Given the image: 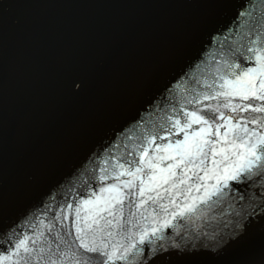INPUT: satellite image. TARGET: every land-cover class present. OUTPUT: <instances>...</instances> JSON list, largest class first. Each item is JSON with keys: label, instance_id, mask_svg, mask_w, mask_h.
<instances>
[{"label": "water", "instance_id": "obj_1", "mask_svg": "<svg viewBox=\"0 0 264 264\" xmlns=\"http://www.w3.org/2000/svg\"><path fill=\"white\" fill-rule=\"evenodd\" d=\"M257 54L264 55V0H0V264H50L49 256L58 264H147L144 253L157 251L162 254L155 264H264V176L228 181L240 192L216 207L223 224L213 233L201 224L206 212L173 218L205 191L189 181L168 196L164 190L178 183L184 165L167 184L164 170L176 161H153L155 173L145 167L153 156L173 155L155 149L184 139L175 121L183 127L188 113L208 120L213 132L224 123L223 113L231 125L255 133L249 144L264 136V112L252 110L264 107V100L217 96L231 91L220 85L234 80L241 66H256ZM236 105L245 110L232 111ZM208 125L185 131L191 136ZM227 127H220L219 137H206L219 140L217 151L224 149L199 170L214 169L206 178L209 189L224 169L244 163L239 154L246 149L233 147L241 143L237 131L223 139ZM239 135L247 138L242 130ZM143 149L148 156L141 161ZM137 167V188L123 186L133 179L127 174L116 180L120 171ZM142 183L164 199L145 200L138 211L134 205L144 198L134 193ZM113 184L119 193L104 191ZM104 209L114 211L119 223L106 226L100 217L113 216ZM85 217L100 219L88 232L89 245L95 239L103 252L124 253L125 259L108 261L79 247L77 229L92 223ZM145 231L149 236L140 243ZM21 240L31 259L23 250L25 259L13 255Z\"/></svg>", "mask_w": 264, "mask_h": 264}, {"label": "snow or ice", "instance_id": "obj_2", "mask_svg": "<svg viewBox=\"0 0 264 264\" xmlns=\"http://www.w3.org/2000/svg\"><path fill=\"white\" fill-rule=\"evenodd\" d=\"M249 51H252V49H249ZM256 59V66L255 67H248L247 70L241 66V71L235 74L234 80H225L223 84L220 85L221 88H229L231 91H226L223 93L218 92L217 96L224 95V96H239L242 100H248L250 97L258 100H264V55L257 54L255 56ZM259 78V79H258ZM258 85V86H257ZM208 97H205L207 99ZM212 99H215L216 97H211ZM225 107H228L229 105H224ZM239 109L240 111L245 110L244 108H241L240 105H236L235 107H232V111H237ZM217 112L219 111V108L215 109ZM253 111L255 112H264V107H253ZM220 119L224 121V123L218 127H216L215 132L212 131V126L208 125V120L204 119L200 115H196L194 112L187 114V119L185 120L183 127L180 126V120L175 121V126L179 128V132H184V139L175 142L174 144H168L165 147H160L157 145L155 151L156 152H164V153H173V155H164L160 157L153 156L149 160L146 161L145 167L153 169V172L155 173V170L158 168V163H154L153 161H156L157 159L159 162H163L164 160H173L176 161L174 164H169L166 166V169L164 170L166 172V176L164 178V184H167L169 182V179L172 177H177V172L175 169L180 168L181 165H184V168L181 170V173L178 177V183L173 182L172 186L168 189H165L164 191L167 192L169 197H173L174 194L172 192V188H176L179 190L180 185H188L189 181H192L195 190L199 192L201 188H204V195L199 198V202L197 204H189L185 207L181 208V210L178 213L174 214L175 216H179L181 218L185 216L192 217L193 214H196L197 218H200V213L206 212L207 215L201 218V224L204 229H206L209 232H216V228L219 226H222L223 220L215 215V210L218 205H224L226 202V197H230L233 192H240L239 188H233L229 185L228 181H238L241 184H245L246 181H249L252 176H257L258 178L261 176H264V136H261L257 139L255 143L249 144V139H251L255 133L249 132V129L244 126L241 127V125H231L230 120L224 119L223 113L220 115ZM192 124H204L208 125L207 127H202L198 131H194L191 136L185 131L186 129H189L192 127ZM227 127V131L224 134L223 139L225 142H227L228 135L235 129L237 131V139H241V143L239 145L233 143V147H241L245 148L246 151L240 153L239 155L244 160V163L234 167L232 171H228L227 169H224V175L216 177V183L211 186V189L208 188V185L206 183V178H211L210 174L214 172V169H209L207 167H203L204 175L199 174V170L204 165L205 160L209 158V155L212 157L219 156L223 153L224 149H220L219 151L216 150L215 145L219 143V140L210 142L209 139L206 137H210L212 135H216L217 137L220 136V127L229 126ZM261 127H264V124H261ZM242 130L243 133L247 134V138H241L239 135V132ZM179 134V133H177ZM152 142H149V146H151ZM143 155L141 156V161L144 160V157L148 156V151L146 149H143ZM225 159L227 157L225 156ZM214 164L219 167V162L213 160ZM122 167V165H121ZM254 168L260 169L259 172H253ZM193 169H196V171H193ZM142 169L137 167L136 172L128 171L127 173L125 171H120L118 174H116V180H119L120 176H124L125 174L132 176V180L123 181V186L125 188H137V185L135 184V179H137V173L141 172ZM191 173V174H190ZM243 173H248V176H245L243 180H241V176ZM107 177H102V179H106ZM156 176L155 174L149 177V180H155ZM197 181H205V183L200 184L196 183ZM253 183L255 181H252ZM159 187H162L160 185ZM224 189H228V192H225ZM105 192H117L119 193L120 188L118 184H113L111 187L104 188ZM155 195H146V193L154 192ZM187 192L192 191V187H188L186 189ZM135 195H138L140 198H144L140 200L139 204H135L134 206L139 209L143 208L145 200L151 201L152 203H156L158 200H163L164 196L161 192L156 191L154 188L147 186L146 184L142 183L141 186L138 188V192L134 193ZM215 197L216 199H213ZM99 199V198H98ZM113 200L117 204H121L122 200L118 197H113ZM239 199H244V194L241 192L239 195ZM92 203V201H85V205ZM171 203L179 207L178 204H176L175 199L173 198L171 200ZM228 203H233V200H229ZM130 204H134V202L130 201ZM200 205H204V208H200ZM71 207V205H69ZM83 207V206H82ZM160 208H162L165 212L168 211V206L164 204L159 205ZM109 208H111V202L109 201ZM79 209H77V216L79 217ZM104 211H108V215L113 216V220H107L105 217L101 216L100 219L105 220V225H113V221H116V223H119L118 217L115 215L114 211L109 209H104ZM145 211H147L145 209ZM220 211H223V208H220ZM229 213L231 215L232 209L229 210ZM132 215H135L132 213ZM143 215V213H141ZM86 221L88 219L92 220V223H85L83 228L77 229V235L76 239L79 240V247L81 249H84L86 252H101L102 255L107 256V260L111 261L114 258L119 259H125L124 253H121L119 257H116L115 251L111 253L103 252L101 247H98L96 245L95 239L91 241V246L89 245V241L86 239L89 231H95L93 229V224L99 225L100 219H96L95 217H85ZM195 222V221H193ZM170 223V222H168ZM77 224H79V220H77ZM108 235H114V233H108ZM152 237H156L157 235V229L153 228L150 234ZM149 236V233L145 231L143 235L140 237V243H143L144 240ZM238 238V237H237ZM35 242V241H33ZM108 245H103V248H107ZM131 247H134V245L130 246L129 248H125L124 252H128L131 250ZM160 249L164 248V245H159ZM23 250V252L28 254V259L32 258V250L27 247V243L25 240H21L16 245V252L13 254L17 257H20V259H25V257L20 256V252ZM222 249H217V252ZM42 251V249H41ZM201 249H193L191 251H188L185 249V252L188 254H198ZM211 252V249L208 250ZM184 252V253H185ZM162 253L160 251H157L156 256H150L148 252L144 253L143 260L147 262V264H155L156 258L161 255ZM64 255V258L67 259V254L62 253ZM75 257V254H73ZM5 260L11 259L9 256L4 257ZM41 259H44V257H41ZM50 264H58L57 260L51 259V256L48 257ZM76 264H79V261L76 262Z\"/></svg>", "mask_w": 264, "mask_h": 264}]
</instances>
